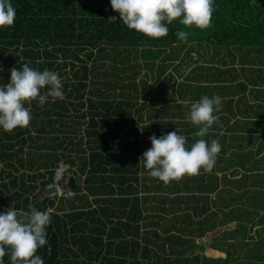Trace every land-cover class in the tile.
Wrapping results in <instances>:
<instances>
[{"label": "trees", "instance_id": "1", "mask_svg": "<svg viewBox=\"0 0 264 264\" xmlns=\"http://www.w3.org/2000/svg\"><path fill=\"white\" fill-rule=\"evenodd\" d=\"M12 2L14 25L0 29V85L8 83L12 68L21 69L28 63L41 71H56L62 78L65 99L49 98L44 106L33 101L27 128L0 130V211L10 206L27 211L30 205L48 211L61 202L74 207L91 203L89 197L96 203L158 204V214L166 222L164 232L174 229L175 233L179 226L177 231L185 234L187 230L190 240L202 250L197 241L205 237L210 224L217 226L220 221L230 227L227 236L233 247V239L246 224L257 227L253 244H264V0H214L209 28H188L174 21L168 36L160 39L129 30L122 21L109 20L118 16L109 0ZM178 30L190 33L186 41L177 38ZM235 48L255 54L249 51L250 56L237 58ZM204 49L228 51L233 61L219 63L213 71L212 63L199 61ZM192 53L198 57L194 59ZM140 59L144 62H138ZM187 63L192 70L188 74L179 71ZM116 77L120 83L115 82ZM142 88L145 98L160 104L173 94L190 98L191 104L204 95L222 98L218 120L204 137L222 145L211 172L201 170L168 184L148 175L140 158L151 148L152 135L176 130L186 137L188 147L199 137L194 135L198 127L182 114L171 113L170 104L142 118L137 103ZM117 89L122 90L119 95ZM118 96L124 97L119 103ZM224 126L229 127L226 133ZM61 162L72 166L71 177H85V184L80 189L75 184L76 198L43 200L45 187ZM50 215V250L44 246L37 253L45 264L91 263L90 240L83 242L68 233L76 218L55 212ZM205 215L213 217L205 219ZM194 225L200 227L189 229ZM180 244L184 245L181 240L175 245ZM78 247H82L80 253H75ZM97 247L98 257L109 261L108 248L102 242ZM133 248L136 251L127 252H132V263L140 264L138 247ZM223 251L228 262L231 252ZM145 252L148 256V247ZM82 255L89 259L82 260ZM10 256V252L5 255L4 264H11ZM194 258L200 264L206 257Z\"/></svg>", "mask_w": 264, "mask_h": 264}, {"label": "clouds", "instance_id": "2", "mask_svg": "<svg viewBox=\"0 0 264 264\" xmlns=\"http://www.w3.org/2000/svg\"><path fill=\"white\" fill-rule=\"evenodd\" d=\"M113 12L109 20L122 21L129 30L151 39L167 37L174 21L192 28L205 30L211 26L214 0H109ZM16 20L12 0H0V29L11 28ZM177 38L186 41L187 31H177ZM49 98L65 99L62 78L45 68L38 70L25 63L21 69L10 70V80L0 85V130L12 132L27 128L32 119L33 101L44 106ZM222 98L219 95L202 96L191 104L189 119L198 127L199 137L190 147L184 135L177 131L150 137L151 148L140 158L148 175L164 184L195 176L201 170L211 172L222 145L218 140L204 137L218 120ZM27 105V106H26ZM50 212L29 206L27 211L9 207L0 211V264L10 252L11 264H45L38 250L50 245L48 227Z\"/></svg>", "mask_w": 264, "mask_h": 264}, {"label": "crops", "instance_id": "3", "mask_svg": "<svg viewBox=\"0 0 264 264\" xmlns=\"http://www.w3.org/2000/svg\"><path fill=\"white\" fill-rule=\"evenodd\" d=\"M204 50L205 53L203 55L201 54L199 58V61H201V63H232L233 61L232 58L227 55L228 51L216 52L215 50L214 52H209L206 49ZM192 55L194 59L198 57L197 53H192ZM138 62L143 63L144 61L140 59ZM72 178L74 179L75 184L78 185L80 183L81 187L84 186L85 177L81 175L75 177L73 174L71 179ZM82 193H86V191L83 190ZM42 199L44 200L45 197H43ZM89 199L91 203H76L73 207L69 203L64 204L61 202L58 203L55 208L48 209V211L50 212L58 213L61 217H68L69 215H72L73 218H76L74 219V228L73 226H70L68 228V233L70 235H76L77 238H79L83 242L88 239L90 240V243H92V247L90 249L92 253V257H90L92 258V262L89 264H134L130 262L134 260L131 254L134 250L136 251V249L133 248L136 246L138 247V259L140 261V264H146L144 262L152 259L150 255L155 244L162 245L164 243V238H168L170 235L175 234L174 229H171L166 233L164 232L163 225L166 222L162 221L161 215L158 214L161 211V205L96 203L95 198L89 197ZM215 211L216 209L213 208L212 212ZM197 216L199 217V215ZM205 217V219H207L208 217H213V215H205ZM195 219H197L196 216ZM256 219H258V217H256ZM214 222L215 221H213L212 224ZM210 227L211 228L206 232L205 237L209 236V234L211 233H216V235H214L213 237L206 239L208 244L211 245L210 249L211 251H213H210L211 254L219 253L226 256L224 251H220L219 248L217 250L215 241L227 236L228 231H230V227L228 225H222L221 221L219 225ZM178 228L179 226L175 228V232H178ZM256 230L257 227L252 225L248 227V231H242L240 235H236V238L241 239V246H244L246 242H256L255 239L252 240L253 237H256V233L258 232ZM187 235L189 236L188 232ZM262 236L264 237V232H262ZM101 242L105 245L106 248H108V260H113L114 262L103 261L102 257H98L97 244ZM146 247H148L150 251L148 256H144L146 253ZM183 247L185 250V245H183ZM80 248H74V252L76 253L77 251H79L80 253ZM127 250H131V254L128 253ZM156 252L160 254V248L156 247L155 253ZM185 252V256H188L186 258L187 260H189V258L191 257L199 255L198 253L194 254V246H191L190 248L188 247ZM203 252L204 249L201 253ZM86 253L88 252L86 251ZM156 256L154 258H156ZM217 257L222 258V256L219 255H217ZM87 258L88 257L86 255L81 256L82 260H88L89 258ZM170 259H173L172 253H170ZM119 260L126 262H119Z\"/></svg>", "mask_w": 264, "mask_h": 264}, {"label": "rangeland", "instance_id": "4", "mask_svg": "<svg viewBox=\"0 0 264 264\" xmlns=\"http://www.w3.org/2000/svg\"><path fill=\"white\" fill-rule=\"evenodd\" d=\"M233 51V49H232ZM241 49L240 48H235L233 55L236 56L237 58H242L243 55L246 56H250L248 54L249 51H251V55H254L252 50L250 49H244V51L240 52ZM239 52H240V56H239ZM232 54V53H230ZM239 56V57H238ZM181 65V64H180ZM188 63L184 66H181V68H179V71L184 72L186 74H188L191 70H192V66H187ZM221 64L219 63H212L213 66V71L215 70L216 67L220 66ZM195 66V64H193V67ZM198 67V66H197ZM196 67V68H197ZM205 73H208V71H205ZM112 79V77L110 78ZM141 79V78H140ZM115 82L120 83V79L119 78H115ZM174 82V79H172V83ZM116 83V84H117ZM153 83V81H152ZM115 85V84H114ZM142 87V86H141ZM186 89V86L185 88ZM183 89V90H184ZM122 90L117 89V91H115L116 94H120ZM145 91L144 88L140 89L139 94H138V99H137V103H138V107L140 109V113L142 114V118H148L149 115H151L153 113V110H163V108L167 107L169 104L171 105V113L173 114H182V117L184 119L189 118L188 115V108L187 106H189L191 103L189 101H191V99L189 98L186 99L182 96H177L173 94V97L167 101V103L165 104H160L159 100H155V101H151L150 98H145L144 95L142 94ZM117 102L119 103L120 101H122L124 99L123 96H118L116 97ZM135 100V98L133 99ZM136 102V101H134ZM165 106V107H164ZM179 106H181V108H178ZM160 117V115L158 116ZM170 117H168L169 119ZM164 120V119H163ZM166 120V119H165ZM144 121V120H142ZM38 122L40 123V126L43 124V120H38ZM233 123V122H232ZM232 123L229 124V127L232 126ZM228 127V128H229ZM226 128L227 126H224V133H226ZM227 128V129H228ZM78 135L82 134V133H77ZM32 136L36 135V132H32L31 133ZM82 136V135H81ZM63 137V136H62ZM77 155V153H76ZM33 157L37 158L36 153L33 154ZM62 161H66V160H62ZM149 184H152L151 180H148ZM77 189H80V183L77 185L76 187ZM196 218L199 219V217L195 214ZM198 225H194L191 226L190 229H197ZM210 227V225H209ZM248 227L249 225L246 224L245 227L243 226V230L242 231H248ZM184 232V231H183ZM175 237H169V238H164V243L162 244V247L160 248L161 253H155V249L156 247H153V251L151 252V260H147L146 264H199L198 260L194 257L189 258V260H187L186 258L188 256H185V250H187V248L194 246V254H199L202 255L206 258H202V260L200 261V264H264V244L261 243L260 246L255 245L253 243H247L244 246H241V239L240 238H234L233 242L236 243V246H232L230 245L229 242V236H227V238H220L219 240L215 241V246L217 247V250L219 248L220 251H223V249H226L227 252H231V260H229L228 262L225 261V255L223 254H219V253H214L211 254V245L208 244V242L206 241L207 238L213 237L214 235H216V233H211L209 234V236L205 237L204 239H199L197 241V244L199 245H203L204 246V252L201 253L203 250L199 247H196L195 242H193L192 240H190V236L187 235V230L186 233H179V232H175ZM177 242H174L173 241ZM180 240L184 243L185 245V250L182 244H180L179 246H176L175 244H179ZM245 242V241H242ZM187 247V248H186ZM199 248V249H198ZM211 251V252H210ZM159 252V251H158ZM170 253L173 254V259H170ZM157 254V256H156ZM216 255V256H214ZM217 255L222 256V258H218ZM156 256V258H154ZM224 256V257H223ZM209 257V258H208ZM169 258V260H168ZM237 258V259H236ZM208 260V261H207ZM120 262H126V261H120ZM135 262L134 260L131 261L130 263ZM83 264V262H82ZM85 264H88L87 262Z\"/></svg>", "mask_w": 264, "mask_h": 264}, {"label": "built area", "instance_id": "5", "mask_svg": "<svg viewBox=\"0 0 264 264\" xmlns=\"http://www.w3.org/2000/svg\"><path fill=\"white\" fill-rule=\"evenodd\" d=\"M72 166L61 162L55 169L53 180L45 187L44 197L50 200L73 199L78 192L70 186Z\"/></svg>", "mask_w": 264, "mask_h": 264}, {"label": "water", "instance_id": "6", "mask_svg": "<svg viewBox=\"0 0 264 264\" xmlns=\"http://www.w3.org/2000/svg\"><path fill=\"white\" fill-rule=\"evenodd\" d=\"M71 187H72V188H74V187H75V181H74V179H73V178L71 179Z\"/></svg>", "mask_w": 264, "mask_h": 264}]
</instances>
